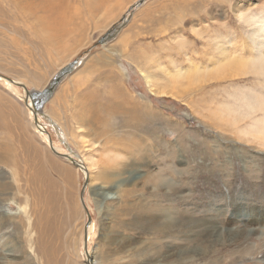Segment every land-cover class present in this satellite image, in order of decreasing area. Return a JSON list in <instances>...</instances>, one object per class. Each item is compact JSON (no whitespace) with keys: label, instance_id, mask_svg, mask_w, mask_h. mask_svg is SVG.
Listing matches in <instances>:
<instances>
[{"label":"rangeland","instance_id":"obj_1","mask_svg":"<svg viewBox=\"0 0 264 264\" xmlns=\"http://www.w3.org/2000/svg\"><path fill=\"white\" fill-rule=\"evenodd\" d=\"M44 1L0 0V264H88L24 83L94 264H264V75L218 56L264 0Z\"/></svg>","mask_w":264,"mask_h":264},{"label":"bare ground","instance_id":"obj_2","mask_svg":"<svg viewBox=\"0 0 264 264\" xmlns=\"http://www.w3.org/2000/svg\"><path fill=\"white\" fill-rule=\"evenodd\" d=\"M13 1L17 2V0H13ZM20 1H22L24 3L25 1L27 2L28 0H19V2ZM41 1H43V0H41ZM60 1H62V0H45L44 2L39 3V4L43 5V7H44L43 9H45L44 12H46V13L49 12L50 15L52 16L55 14L54 13L55 11L57 13L59 12V10H57V8L56 9L54 8V6L57 2H59L57 4H60V5L61 4L67 5V2H63V1L60 2ZM23 3L21 4V9H19V10L24 11V10L28 9V11L30 13L34 10V9L26 8ZM57 4H56V6H57ZM0 7H1V5H0ZM51 12H53V13H51ZM43 16H44V14H43ZM261 17L257 16V15H253L252 13L245 12L242 9H240L239 13H238V18L242 19V21H243V19H245V21L248 23L249 27L251 28L250 33H249V35L251 36V40H252V43L250 44L251 45L250 49H252V52L256 53V55H252L251 57L248 58V55L237 54L236 52H232L230 50V48L227 46H224V45L220 46L221 49L219 51L221 52V54L218 55L222 59L220 61L226 60V65L235 66L238 69L239 74H245V73L247 74L248 71H251L257 67V71L260 72L259 74L264 75V51H263L264 50V17L263 18H261ZM21 83L22 82H20L18 80L17 81L15 80V82H13V84H17V85H13L12 83L7 82L9 87L13 90H17V87H20ZM20 88H22L26 92V95L24 94L25 99L23 96L24 105L29 111L30 118H32V120H33L32 127L34 129V132L36 134H38L42 139H45L46 143L50 146V148L56 154V156L67 159L72 165L77 166V168H76L77 170L78 169L80 171L83 170L84 172L83 171L82 172L87 176L88 182H89V179H90L89 166H87L82 159L77 157V153L72 155V152L74 150L68 144H65V146H66L67 150H69V152H64V153L60 152V149L53 143L54 141L52 140L51 135L46 130L45 126L41 123V120L39 118L41 115L38 112V110H40V109H38L39 106L36 105L35 102L32 103L31 99H30V97L33 98L38 93L33 92V95L29 96L30 91H28L25 83H24V86L20 87ZM51 89H52V87L49 88V90L43 96V98L45 97V99H48L50 97L51 93H50V95H48V94L51 91ZM57 95L58 94L56 92L55 96L45 105L46 108L48 107V105L51 102L54 101V99L57 97ZM43 98H42V100H43ZM45 101H43V102H45ZM256 102H257V104H256L257 109L264 111V97L262 96L261 100L259 98H257ZM52 116L55 117L54 115H52ZM252 128L255 129L256 131H261V135H262L261 140L263 141L264 140V129H263L264 128V114H263V117L258 120V125L254 124ZM259 137H260V135H259ZM88 182H87V184L83 185V192H84V189L87 187ZM83 192L81 193V201H82V205H83V207L86 211V214H87V220L91 217V221L86 222V225L84 228V231H85L84 249H85V253H86L85 257L87 258L88 254H90L88 251V239H89V233L92 229V216H91V213L88 209V206L86 205V203L84 201ZM2 219H3V217H2ZM167 221H169V220H167ZM202 222H203V220H202ZM85 243H86V245H85ZM262 257H264V255H261V258ZM91 259H92V255H91Z\"/></svg>","mask_w":264,"mask_h":264},{"label":"water","instance_id":"obj_3","mask_svg":"<svg viewBox=\"0 0 264 264\" xmlns=\"http://www.w3.org/2000/svg\"><path fill=\"white\" fill-rule=\"evenodd\" d=\"M73 153L75 154V152H73ZM81 166H82V165H81ZM81 170H82V169H81ZM82 171H83V170H82ZM83 172H84V171H83ZM84 175H85V174H84ZM85 178H86V179H85V182H84V183L87 184V182H88V178H87L86 175H85ZM85 184H84V185H85ZM89 216H90V215H89ZM89 221H91V217L89 218ZM91 263L94 264L93 260L91 259V255L88 254V264H91Z\"/></svg>","mask_w":264,"mask_h":264},{"label":"crops","instance_id":"obj_4","mask_svg":"<svg viewBox=\"0 0 264 264\" xmlns=\"http://www.w3.org/2000/svg\"><path fill=\"white\" fill-rule=\"evenodd\" d=\"M58 96V95H57ZM36 97V96H35ZM57 98V97H56ZM56 98L54 99V101L53 102H51L49 105H48V107L52 104V103H54L55 102V100H56ZM52 115H54L56 118H58L59 116L58 115H55L54 113H51Z\"/></svg>","mask_w":264,"mask_h":264}]
</instances>
